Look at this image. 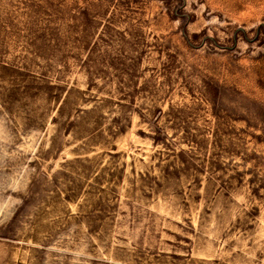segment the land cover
Here are the masks:
<instances>
[{"label": "rangeland", "instance_id": "obj_1", "mask_svg": "<svg viewBox=\"0 0 264 264\" xmlns=\"http://www.w3.org/2000/svg\"><path fill=\"white\" fill-rule=\"evenodd\" d=\"M0 264H264V0H0Z\"/></svg>", "mask_w": 264, "mask_h": 264}]
</instances>
